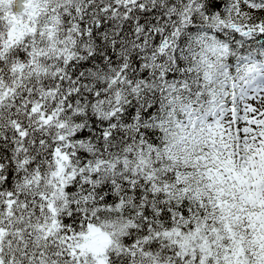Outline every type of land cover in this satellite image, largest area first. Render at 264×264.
<instances>
[{"label": "snow or ice", "instance_id": "obj_1", "mask_svg": "<svg viewBox=\"0 0 264 264\" xmlns=\"http://www.w3.org/2000/svg\"><path fill=\"white\" fill-rule=\"evenodd\" d=\"M0 264H264V0H0Z\"/></svg>", "mask_w": 264, "mask_h": 264}]
</instances>
